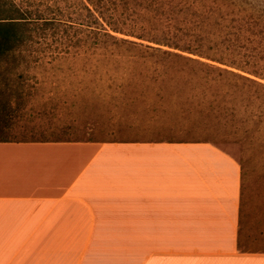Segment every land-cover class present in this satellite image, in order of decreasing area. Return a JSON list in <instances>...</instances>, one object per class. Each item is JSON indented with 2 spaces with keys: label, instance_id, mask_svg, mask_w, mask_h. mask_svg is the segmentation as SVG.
I'll use <instances>...</instances> for the list:
<instances>
[{
  "label": "crops",
  "instance_id": "0c3cea01",
  "mask_svg": "<svg viewBox=\"0 0 264 264\" xmlns=\"http://www.w3.org/2000/svg\"><path fill=\"white\" fill-rule=\"evenodd\" d=\"M209 142H0V264H264Z\"/></svg>",
  "mask_w": 264,
  "mask_h": 264
},
{
  "label": "rangeland",
  "instance_id": "374dc122",
  "mask_svg": "<svg viewBox=\"0 0 264 264\" xmlns=\"http://www.w3.org/2000/svg\"><path fill=\"white\" fill-rule=\"evenodd\" d=\"M15 1L67 22L33 26L22 56L0 66V107L9 111L0 139L212 143L242 169L239 248L264 252V88L243 90L240 79L166 60L158 51L166 47L107 33L76 0ZM224 2L264 19V0ZM122 13L129 25L130 12ZM217 66L264 84L249 70Z\"/></svg>",
  "mask_w": 264,
  "mask_h": 264
},
{
  "label": "trees",
  "instance_id": "16d2710c",
  "mask_svg": "<svg viewBox=\"0 0 264 264\" xmlns=\"http://www.w3.org/2000/svg\"><path fill=\"white\" fill-rule=\"evenodd\" d=\"M76 1L97 17L96 21L107 33L113 31L166 47L169 50L158 49L166 60L200 66L206 75L216 74L215 80L219 77L240 79L244 81L243 90L250 86L264 88L263 83L251 77L217 66L242 72L249 70V74L263 80L259 62L264 59V19L251 15L248 7H232L224 0ZM121 8L130 12L129 25L122 20L124 13L118 15ZM251 8L258 10L256 6ZM34 9L15 0H0V66L16 62L22 56V45L35 31L33 26L57 29L67 22L61 19L62 14L46 18L48 10ZM8 112L6 107H0V126L7 125ZM0 142L8 140L0 139Z\"/></svg>",
  "mask_w": 264,
  "mask_h": 264
}]
</instances>
